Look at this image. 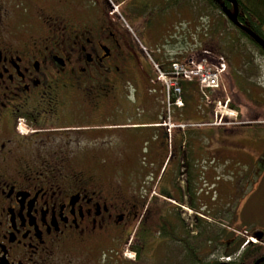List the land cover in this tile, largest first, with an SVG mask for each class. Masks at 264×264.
Segmentation results:
<instances>
[{
	"label": "flooded vegetation",
	"instance_id": "af4514ba",
	"mask_svg": "<svg viewBox=\"0 0 264 264\" xmlns=\"http://www.w3.org/2000/svg\"><path fill=\"white\" fill-rule=\"evenodd\" d=\"M246 11L264 37V0ZM109 12L106 0H0V264H145L153 242L155 264H215L209 197L187 167L144 194L106 170L117 147L168 146L160 103L138 93L151 64ZM258 237L224 263L264 264Z\"/></svg>",
	"mask_w": 264,
	"mask_h": 264
},
{
	"label": "rangeland",
	"instance_id": "374dc122",
	"mask_svg": "<svg viewBox=\"0 0 264 264\" xmlns=\"http://www.w3.org/2000/svg\"><path fill=\"white\" fill-rule=\"evenodd\" d=\"M250 1L252 3V0ZM168 2L132 0L128 3L129 7L144 6L149 11L146 17L126 16L128 24L134 23L138 26L139 34L133 30L140 40L143 38L146 43L145 36L152 31H156L157 40L161 37V33L164 32L163 21L152 13L169 6ZM193 5L194 13L207 15L211 19V37L205 42L208 44L207 47H204V43L202 47L209 49L214 56L225 57L228 65L224 81L226 94L240 113L238 124L230 127L227 125L223 128L192 127L187 130L190 133L186 135L184 149L181 148L184 150L183 161L195 179L194 183L201 184L204 181L207 183L206 190L210 200L206 236L210 237L209 260H211L213 255H225L226 253H220L223 252V247L229 243L232 245L239 237H243L245 241L247 237H252L254 231L264 230V102L253 100L247 88L244 89L240 85V81L247 83L245 85L248 87L257 85L264 94V56L258 53L247 38L236 32L219 10L207 6L205 0H195ZM169 21L173 22L171 29L168 26L166 33L176 29L177 22L173 17L169 16ZM203 119L208 120L209 116ZM151 132L141 131L147 139ZM156 134L155 138L158 140V133ZM165 150L163 146L156 149L150 147L131 149L128 160L127 150L117 147L113 151V160L106 170L113 174L112 179L116 183L126 187L129 184L140 185L145 176L151 177L156 174L163 158L167 157ZM178 152L168 149L163 186L169 183V179L176 172L181 173L178 167L182 153ZM160 154L164 156L160 158ZM187 216L188 214L184 215ZM223 226L227 227L224 233L229 235L225 242L222 235ZM193 230L197 232L195 226ZM231 231L235 233L232 234ZM153 243L154 248L151 247L152 252L149 251L150 257L143 256L145 264H155L153 257L157 248Z\"/></svg>",
	"mask_w": 264,
	"mask_h": 264
},
{
	"label": "crops",
	"instance_id": "0c3cea01",
	"mask_svg": "<svg viewBox=\"0 0 264 264\" xmlns=\"http://www.w3.org/2000/svg\"><path fill=\"white\" fill-rule=\"evenodd\" d=\"M117 3L121 5V10L123 11L126 16H146V13L139 11L140 6H133L129 7V4L132 0H115ZM174 5H169L166 7L159 9L157 12L152 13L154 16L159 17L163 21L162 26V32L161 37L156 39V31H152L148 36H145V39L147 40L146 43L143 40V42L150 47L151 49H155L156 47H161L164 50L170 51L171 53H178L180 46H183L181 41H172L169 42V38H171V34L173 33H166L168 26L171 29V24L173 21H169V16L173 17V20L178 22L181 19L186 20L189 23V26H193L196 21V16L193 13L192 9L194 8V5L189 2L187 4V0H170ZM150 3V2H149ZM181 3L184 5V7H179ZM179 7V9H178ZM139 13V14H138ZM138 21V20H137ZM132 27L136 29V31L139 33L138 26L136 24H131ZM161 39V40H160ZM203 41V40H202ZM204 42V41H203ZM193 44V40L191 39L189 41V45L191 46ZM144 81H138L137 87H138V93L140 94L141 99L147 100V98H153V102L157 103L158 98L162 97V91H161V85L159 83H151L147 78L143 79ZM185 90H186V103L185 106L182 108L181 113H177L175 116L176 121H202L204 120L203 117L207 118L208 115L201 112V110L198 109L199 105V99L197 96V90L195 83H185ZM151 94H150V93ZM154 121V120H152ZM151 120H145L143 123L147 124L149 122H152ZM191 128L187 129L190 130ZM163 131V130H162ZM163 134V133H162ZM174 136L176 138V142L180 143L182 142V134L179 130H174ZM162 138H164V135H162ZM163 164L160 163V166L162 167ZM159 166V168H160ZM159 170L156 172L155 175L159 174ZM154 175V176H155ZM164 188H168V184H165Z\"/></svg>",
	"mask_w": 264,
	"mask_h": 264
},
{
	"label": "built area",
	"instance_id": "2783aa9c",
	"mask_svg": "<svg viewBox=\"0 0 264 264\" xmlns=\"http://www.w3.org/2000/svg\"><path fill=\"white\" fill-rule=\"evenodd\" d=\"M225 70V64L222 59H219L214 64H207L206 60L201 62H196L190 60L186 64L180 63H172L171 69L167 73H159V78L163 80L166 92L167 99L169 100L170 95L175 96V103L181 104L180 100V87L178 84V80L180 78H196L199 81V87L201 94L207 101H210L208 94L206 93L207 88H215L218 87L220 78ZM220 102H216L217 111L218 105Z\"/></svg>",
	"mask_w": 264,
	"mask_h": 264
},
{
	"label": "trees",
	"instance_id": "16d2710c",
	"mask_svg": "<svg viewBox=\"0 0 264 264\" xmlns=\"http://www.w3.org/2000/svg\"><path fill=\"white\" fill-rule=\"evenodd\" d=\"M216 0H207L208 2V5L211 7V8H215V9H219V11L221 10L219 8V5L218 3L215 2ZM238 2L240 3V13H241V10L243 12H247L246 10H250L251 6H252V3L250 0H238ZM226 5H228V8H229V4L225 2ZM259 4H262V3H259ZM222 14H223V9L221 10ZM239 13V14H240ZM239 18V21L241 23H244L246 24L250 29L252 28V30L256 33H258L260 36L263 37V34L262 32L260 31L259 28L257 27H253L251 26V23H247L243 20V18L241 17V14L238 16ZM241 32V35L245 38H247L249 40V42L257 49L258 53H260L262 56H264V51L253 41V39H251L250 37H248L245 33H243L242 31ZM233 39V38H232ZM234 45V41H233V44L232 46ZM229 51L231 50V48L228 49ZM232 57V55H231ZM184 96V94H183ZM185 97V96H184ZM231 106H235L233 103H231ZM244 241V238L243 237H239L238 238V241L235 243V246L232 247L230 250L227 251V253H230V252H233L235 250H237L239 248V246L241 245V243ZM256 252V249L254 248H250V249H247L244 253H245V256L246 257H249V260H251V258L254 256V253Z\"/></svg>",
	"mask_w": 264,
	"mask_h": 264
},
{
	"label": "water",
	"instance_id": "95a60500",
	"mask_svg": "<svg viewBox=\"0 0 264 264\" xmlns=\"http://www.w3.org/2000/svg\"><path fill=\"white\" fill-rule=\"evenodd\" d=\"M226 2H229L233 6V11L228 12V17L230 18L231 22L242 29L255 43H257L263 50H264V39H262L259 35L254 33L253 31L249 30L245 26H243L237 19L238 15V3L236 0H225ZM224 264V263H222ZM257 264V262L255 263Z\"/></svg>",
	"mask_w": 264,
	"mask_h": 264
}]
</instances>
